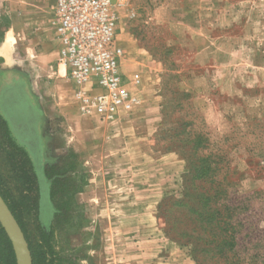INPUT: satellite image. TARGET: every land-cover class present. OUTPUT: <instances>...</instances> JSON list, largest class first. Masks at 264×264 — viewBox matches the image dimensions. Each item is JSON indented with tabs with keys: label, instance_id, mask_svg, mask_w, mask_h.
Here are the masks:
<instances>
[{
	"label": "rangeland",
	"instance_id": "rangeland-1",
	"mask_svg": "<svg viewBox=\"0 0 264 264\" xmlns=\"http://www.w3.org/2000/svg\"><path fill=\"white\" fill-rule=\"evenodd\" d=\"M113 2L118 4L114 44L123 59L141 49L157 66L149 85L160 120L150 134L151 148L156 157L170 152L182 157L163 198L179 197L190 183L189 150L199 138L197 156L212 159L217 184L233 190L235 204L248 198L242 203L249 207L251 237L264 251V0ZM4 7L0 0V13ZM136 69L133 74H139ZM22 98L12 89L0 95V192L32 264H125L124 236L133 224L113 222L114 207L98 201L100 191L83 190L92 177L83 173L85 165L101 166L93 159L101 156L100 144L88 149L92 155L84 151L70 160L66 135L71 133L55 102L48 96L52 114L41 124L40 137L29 104L20 112ZM124 130L126 137L133 134V128ZM106 145L104 150L112 151L116 144ZM180 145L188 151L177 149ZM158 207L151 208V229L163 233ZM6 238L0 226V262L9 258ZM175 245L194 264L192 248Z\"/></svg>",
	"mask_w": 264,
	"mask_h": 264
},
{
	"label": "crops",
	"instance_id": "crops-1",
	"mask_svg": "<svg viewBox=\"0 0 264 264\" xmlns=\"http://www.w3.org/2000/svg\"><path fill=\"white\" fill-rule=\"evenodd\" d=\"M53 3V0H5L0 13V26L4 25L0 34V95L12 89L13 94L23 97L20 112L28 109L29 104L35 133L40 137L41 124L49 122L52 114L46 104L50 96L58 107V117L71 133L66 135L70 141V160L81 158L84 151L100 144L101 156L96 154L93 159L101 160V166L88 161L85 165L88 170L83 173L92 177L83 190L100 191L98 201L107 208L114 207L109 209L113 222L133 224L131 232L124 236L125 264H191L178 246L162 232L151 229L155 227L151 208L158 207L173 185L175 169L182 161L181 156L171 152L156 157L151 148L150 134L160 120L159 105L152 99L149 85L157 66L141 49L122 57L119 63L122 86L139 104L128 113L120 111L107 123L94 112L83 111L75 98L74 86L67 80V68L58 61L52 27ZM134 66L139 74H133ZM128 127L133 128V134L126 137L124 129ZM41 139L38 142L43 151ZM109 142L116 144L112 151L104 150ZM160 170L164 173L160 174ZM81 196L79 192L75 199Z\"/></svg>",
	"mask_w": 264,
	"mask_h": 264
},
{
	"label": "trees",
	"instance_id": "trees-1",
	"mask_svg": "<svg viewBox=\"0 0 264 264\" xmlns=\"http://www.w3.org/2000/svg\"><path fill=\"white\" fill-rule=\"evenodd\" d=\"M200 143L197 138L189 150L190 183L183 187L179 197H164L159 204L158 218L163 220L164 235L179 246H190L194 264H264V251L251 237L254 226L245 214L249 207L242 203L248 198L235 204L233 190L217 184L212 159L197 156L194 147ZM177 149L186 148L180 145ZM0 196L12 213L1 192ZM245 238L249 239L246 243ZM6 246L9 258L0 264H16L7 238Z\"/></svg>",
	"mask_w": 264,
	"mask_h": 264
},
{
	"label": "built area",
	"instance_id": "built-area-1",
	"mask_svg": "<svg viewBox=\"0 0 264 264\" xmlns=\"http://www.w3.org/2000/svg\"><path fill=\"white\" fill-rule=\"evenodd\" d=\"M58 61L68 70L75 98L102 122L139 104L122 86V50L114 44L118 4L113 0H53ZM137 83V82H135Z\"/></svg>",
	"mask_w": 264,
	"mask_h": 264
},
{
	"label": "water",
	"instance_id": "water-1",
	"mask_svg": "<svg viewBox=\"0 0 264 264\" xmlns=\"http://www.w3.org/2000/svg\"><path fill=\"white\" fill-rule=\"evenodd\" d=\"M0 226L12 246L16 264H32L30 250L21 228L1 196Z\"/></svg>",
	"mask_w": 264,
	"mask_h": 264
}]
</instances>
